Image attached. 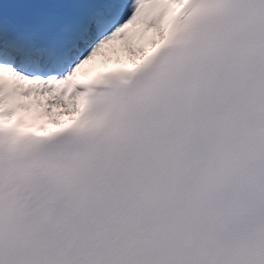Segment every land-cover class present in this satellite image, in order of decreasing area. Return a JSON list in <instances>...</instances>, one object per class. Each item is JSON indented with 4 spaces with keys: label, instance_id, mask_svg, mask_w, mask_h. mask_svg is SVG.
I'll return each mask as SVG.
<instances>
[{
    "label": "snow or ice",
    "instance_id": "snow-or-ice-1",
    "mask_svg": "<svg viewBox=\"0 0 264 264\" xmlns=\"http://www.w3.org/2000/svg\"><path fill=\"white\" fill-rule=\"evenodd\" d=\"M0 264H264V0H0Z\"/></svg>",
    "mask_w": 264,
    "mask_h": 264
},
{
    "label": "bare ground",
    "instance_id": "bare-ground-1",
    "mask_svg": "<svg viewBox=\"0 0 264 264\" xmlns=\"http://www.w3.org/2000/svg\"><path fill=\"white\" fill-rule=\"evenodd\" d=\"M102 59H103V58H98V60H97V62H96V63H97V65H98L99 63H101V62H102ZM113 60H116V59H115V58H113ZM113 60H112V61H113ZM25 103H33V100H27V101H25ZM33 107H34V104H33Z\"/></svg>",
    "mask_w": 264,
    "mask_h": 264
}]
</instances>
